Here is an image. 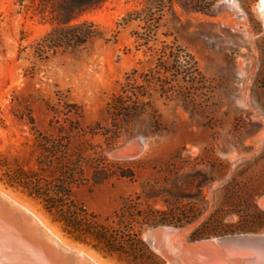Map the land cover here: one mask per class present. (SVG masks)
<instances>
[{
	"label": "rangeland",
	"instance_id": "obj_1",
	"mask_svg": "<svg viewBox=\"0 0 264 264\" xmlns=\"http://www.w3.org/2000/svg\"><path fill=\"white\" fill-rule=\"evenodd\" d=\"M263 2L217 0L202 13L175 0L173 10L140 22L128 16L143 11L144 0H108L73 22L94 25L85 47L39 56L37 45L55 27L49 9L38 0H0V188L94 264H181L175 239L187 245L199 231L212 233L203 239L264 237ZM134 71L147 75L134 86L146 106L126 125L107 105ZM57 140L67 162L85 169L74 200L101 223L115 226L123 212L140 221L188 217L179 227H143L148 245L152 230L164 233L149 245L157 257L105 258L69 239L41 200L7 184L19 170L36 171L40 144ZM94 168L109 178L96 184ZM247 252L238 264L256 260L264 246Z\"/></svg>",
	"mask_w": 264,
	"mask_h": 264
},
{
	"label": "trees",
	"instance_id": "obj_2",
	"mask_svg": "<svg viewBox=\"0 0 264 264\" xmlns=\"http://www.w3.org/2000/svg\"><path fill=\"white\" fill-rule=\"evenodd\" d=\"M25 1V0H22ZM44 9H49L55 24L53 31L45 37L36 47L37 54L44 56L55 54L60 50L68 52L85 47L96 37L92 23L73 24L82 15L94 11L104 5L108 0H38ZM146 8L138 13L130 14L128 18L135 16L133 20L148 21L152 12L158 10L163 13L165 9L173 10L175 0H144ZM189 6L197 12L208 13L217 0H186ZM126 20V19H125ZM128 21V19L126 20ZM149 35L155 33L153 26H149ZM152 28V29H150ZM139 41L145 40L137 37ZM149 42V40H146ZM146 42V43H147ZM145 46V45H142ZM167 49L163 50L166 54ZM166 62L159 63V67H165ZM194 66V72L195 65ZM147 75L137 76L134 71L127 76L125 83L118 93L112 96L107 105L108 111L116 121L129 125L144 112L146 104L143 103V88H134L139 79L146 80ZM155 80V78H154ZM157 80V79H156ZM136 92L133 96L132 93ZM135 99H132V98ZM117 137L113 136L112 140ZM42 152L38 158L36 171L19 170L15 176H8L7 184L12 188L21 187L29 196L41 200L47 212L54 217L63 227L66 236L76 243L86 245L94 251L106 257H117L135 262L144 261L146 257L155 258L157 255L151 251L150 246L141 240L143 227H156L159 225L179 227L187 220L186 215L179 216L174 223L173 213L164 219L145 218L142 221L135 213H117L115 226L103 224L99 217L86 213L74 200L75 190L81 187L85 178V169L81 161L68 163L62 152L63 140L56 142H42ZM80 159V158H79ZM125 174V175H124ZM123 173V177H127ZM110 176L107 169L94 168L93 180L96 184L106 181ZM20 177L24 181H19ZM1 181H5L1 178ZM126 209V207H125ZM128 209V208H127ZM127 209L125 211H127ZM124 210V208H123ZM212 233L197 232L193 240L210 237ZM160 264H166L164 260Z\"/></svg>",
	"mask_w": 264,
	"mask_h": 264
},
{
	"label": "water",
	"instance_id": "obj_3",
	"mask_svg": "<svg viewBox=\"0 0 264 264\" xmlns=\"http://www.w3.org/2000/svg\"><path fill=\"white\" fill-rule=\"evenodd\" d=\"M115 155L123 158L126 156V152H124V149H120L115 152ZM13 215L17 219V239L10 234L3 223L0 224V264L22 263L23 260L21 262V259L18 258L19 251L29 253L28 255L35 257V259L42 263L49 261L50 264H85L83 262L80 263V259L72 251L64 249L62 246H58L50 241L32 220L26 219L18 210ZM159 230V228L154 229L151 233L155 236H160L161 240H163L164 233L159 235ZM175 231L179 232L177 229ZM176 241L175 239V244L173 243L175 247L174 252L180 258L181 264H238L240 260L237 258V255L243 252L241 250L246 252L252 247L264 246V237L250 235L228 236L215 239L207 238L197 241L189 240L187 245L179 244ZM14 245L17 247V263H12L11 259L7 261L6 256L9 250H15ZM149 245L151 244L149 243ZM168 246L169 251L173 250L172 245ZM221 246L233 249V254H225ZM172 262L173 264H180L174 260Z\"/></svg>",
	"mask_w": 264,
	"mask_h": 264
},
{
	"label": "bare ground",
	"instance_id": "obj_4",
	"mask_svg": "<svg viewBox=\"0 0 264 264\" xmlns=\"http://www.w3.org/2000/svg\"><path fill=\"white\" fill-rule=\"evenodd\" d=\"M262 6H264V2L262 3ZM124 152H126L124 150ZM0 224L3 223L4 226L7 227V230H9L10 234L17 239V219L13 215V213H17V210L26 218L32 220L35 225L42 231L44 234L47 236V238L52 241L53 243L57 244L58 246H62L64 249H67L69 251H72V253H75L78 256V259H80V263H85V264H94L90 261H88L84 256L83 252L81 253L79 249L73 248V246L67 245L62 238L49 226V224L30 206L23 204L16 198H14L12 195L9 193L5 192L2 188H0ZM262 205V204H261ZM264 206V205H262ZM149 241L153 245L154 241V236L150 235L149 236ZM175 243V242H174ZM172 243H169V245H172ZM15 250L8 252L7 256V261L11 259L13 262L12 263H17V255L19 254V259L20 261L23 262L20 264H50L49 261H45V263L40 262L39 260L35 259V257H31L28 255L29 253L27 252H18L17 254V247L14 245ZM221 249H223L224 253L226 254H233V249L228 248L226 246H221ZM86 251V250H85ZM241 254L239 253L237 256L242 258H245L247 255V251L245 252L244 250H241ZM240 252V251H239ZM24 254V255H23ZM90 254V253H88ZM23 256V257H22ZM90 256V255H89ZM234 256V255H232ZM237 257V258H238ZM264 259V254L260 253L257 255L256 260H245V264H257L258 260ZM209 260V259H208ZM96 264H99L97 261L94 260ZM102 264V263H101ZM261 264V263H258Z\"/></svg>",
	"mask_w": 264,
	"mask_h": 264
}]
</instances>
